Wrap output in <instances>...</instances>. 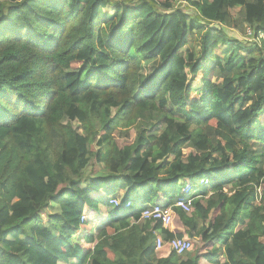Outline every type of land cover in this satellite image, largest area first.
I'll return each instance as SVG.
<instances>
[{"label":"trees","instance_id":"1","mask_svg":"<svg viewBox=\"0 0 264 264\" xmlns=\"http://www.w3.org/2000/svg\"><path fill=\"white\" fill-rule=\"evenodd\" d=\"M172 1L0 0V264H264V0Z\"/></svg>","mask_w":264,"mask_h":264},{"label":"built area","instance_id":"2","mask_svg":"<svg viewBox=\"0 0 264 264\" xmlns=\"http://www.w3.org/2000/svg\"><path fill=\"white\" fill-rule=\"evenodd\" d=\"M174 2L178 3H186L189 1L194 0H173ZM247 35L251 36V31L246 30ZM200 185L207 186L208 180L202 179L200 181ZM192 194V189L190 185H184L181 189V192L176 199L174 203V207L182 210L185 213H190L191 210V203L192 198L190 197ZM110 204L113 206H117L119 203V200L116 198H111L109 200ZM82 218L81 220H83ZM141 219L144 221H156L160 222L163 227L169 226L172 223L173 220V211L172 207L164 208L159 205H153L151 207H148L144 210L142 213ZM169 246L170 251L174 252L177 256H183L185 255L190 249L191 244L184 238H173L169 240L167 243ZM164 243L160 237H156L154 241V250L159 251L163 248Z\"/></svg>","mask_w":264,"mask_h":264},{"label":"rangeland","instance_id":"3","mask_svg":"<svg viewBox=\"0 0 264 264\" xmlns=\"http://www.w3.org/2000/svg\"><path fill=\"white\" fill-rule=\"evenodd\" d=\"M157 1H162V0H157ZM172 4H173V7L180 8L184 13L191 14L193 12V9L191 8L189 2L178 3V2L172 1ZM101 17H102L103 22H108V21L111 22L114 19L113 9H111V7H108L107 9L102 10L101 11ZM224 28L226 30V34L231 38L241 40L244 42L247 41L250 43L257 42V40H255L252 37V35L251 36L247 35V31H245L244 33L241 34L235 29H232L229 27H224ZM186 50L188 51V54H191V53L193 54V53L197 52V48H195V46L193 44H189L187 46ZM141 71H142L141 72L142 75H149V74L154 72V73H159V77H160L161 64H160L158 59L148 61V62H143L142 67H141ZM196 80H197V78H196ZM195 84H196V82L194 83V87H195ZM161 117H162L161 114L155 113V112H146V113L142 114V116H141L142 127L144 129H147V130L157 127L156 126V125H158L157 122L159 123V121H160L159 119ZM65 122H67V119H64L63 123H65ZM72 125L77 131L80 130L77 122H73ZM121 135L124 136L126 134H121ZM126 137H127L128 141H133V139H134L133 135L126 136ZM184 153H186V152L184 151ZM94 172H96L97 175L98 174L103 175L106 173L103 169L100 168V166H94L92 173H94ZM188 254H190V250L185 255H183L181 257H183V259H186L188 257Z\"/></svg>","mask_w":264,"mask_h":264},{"label":"crops","instance_id":"4","mask_svg":"<svg viewBox=\"0 0 264 264\" xmlns=\"http://www.w3.org/2000/svg\"><path fill=\"white\" fill-rule=\"evenodd\" d=\"M225 32H226V30H225ZM182 187H181V189H182ZM127 188H128L127 185H125L124 187H121V189L118 191V194H119L118 196H122L124 194V192L126 191ZM136 191L139 192V190H136ZM180 192H181V190H180ZM118 196L116 197V199L120 200V197H118ZM109 204H110V202H109ZM151 205L148 204L147 206H151ZM153 205H155V204H153ZM111 206H113V205H111ZM147 206H145V207H147ZM172 211H173V220H172L171 225L165 226V227L162 226V227H163V229L167 230L170 233L183 235L187 230L184 229L181 226L180 220L178 218V209L173 206L172 207ZM105 221H106V219L103 217L101 220L97 221V223H96L95 226L97 227L99 224L102 225V224L105 223ZM149 222H153V221H149ZM152 235L154 236V241H155L156 237H160L162 239V237L160 236V233L157 232V231H154L152 233ZM191 235L194 236V233H191ZM195 240H197V238H195ZM153 249H154V247H153ZM152 255H153L152 252L149 250V251H147V252L144 253L143 259L145 261H149L151 259Z\"/></svg>","mask_w":264,"mask_h":264}]
</instances>
